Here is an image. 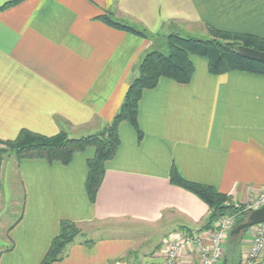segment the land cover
I'll list each match as a JSON object with an SVG mask.
<instances>
[{"label":"crops","instance_id":"obj_1","mask_svg":"<svg viewBox=\"0 0 264 264\" xmlns=\"http://www.w3.org/2000/svg\"><path fill=\"white\" fill-rule=\"evenodd\" d=\"M107 14L154 37L110 28L97 19ZM208 27L264 40V0H22L0 11V140L21 130L46 137L98 134L117 113L146 52L165 46L171 33L207 35ZM191 61L188 84L161 79L142 93L140 141L120 123V144L105 164L94 203L84 190L93 149L68 166L7 159L21 199L17 216L14 208L8 213L14 207L8 189L0 199V264H41L61 221L81 232L124 221L140 232L111 237L94 229L90 246L77 237L52 264H163L168 237L207 230L199 231L207 206L170 183L172 168L188 182L214 187L233 205L258 198L264 191V76H213L205 60ZM251 231L241 233V254ZM180 264L198 263L185 253ZM256 264H264V252Z\"/></svg>","mask_w":264,"mask_h":264},{"label":"trees","instance_id":"obj_2","mask_svg":"<svg viewBox=\"0 0 264 264\" xmlns=\"http://www.w3.org/2000/svg\"><path fill=\"white\" fill-rule=\"evenodd\" d=\"M22 0H12L0 6V11L18 4ZM106 26L137 37L150 40L154 36L143 28L118 21L110 14L97 18ZM208 39L182 36L171 33L165 37L166 53L150 50L145 53L137 66L136 76L129 81L122 103L110 123L95 135L70 138L65 132L46 137L28 130H21L12 140H0V159L9 156L18 164L24 160H41L51 165L58 163L68 166L74 156L93 149L92 158L86 161L87 177L84 190L91 203L95 202L96 193L102 183L105 164L111 161L119 147L118 126L126 122L140 141L142 133L137 123L138 102L145 90L154 89L161 79L177 84H188L194 74L192 57L203 59L207 63L210 75L217 76L227 72H245L264 76V64L246 59L237 53L238 47L251 48L264 53V40L254 36L229 33L208 27ZM169 181L196 196L208 208L206 223L199 231L209 229L219 218H234V227L241 224L247 212L242 207L236 208L230 198L219 193L214 187L188 182L173 168ZM247 231V230H246ZM244 231V232H246ZM243 232V233H244ZM77 237H83L77 225L70 221H61L57 236L50 242L48 251L41 264H52L65 257L66 248ZM242 234L227 236L223 264H237L240 260ZM90 246V240H84Z\"/></svg>","mask_w":264,"mask_h":264},{"label":"built area","instance_id":"obj_3","mask_svg":"<svg viewBox=\"0 0 264 264\" xmlns=\"http://www.w3.org/2000/svg\"><path fill=\"white\" fill-rule=\"evenodd\" d=\"M243 211L249 213L264 206V191L255 201L244 205ZM234 218L224 216L215 221L211 228L203 232H176L166 239L163 264H180V258L187 253L198 264H219L224 256V243L232 229ZM255 234L249 247L244 250L240 264H256L264 252V223L252 227Z\"/></svg>","mask_w":264,"mask_h":264},{"label":"rangeland","instance_id":"obj_4","mask_svg":"<svg viewBox=\"0 0 264 264\" xmlns=\"http://www.w3.org/2000/svg\"><path fill=\"white\" fill-rule=\"evenodd\" d=\"M192 37H195V38H198V39H203V40L209 38L208 34L207 35L206 34H195V35H192ZM154 49L158 50L160 52L166 53V47L164 45L162 47V46H160V44H158V45H156V48L154 47ZM10 158L11 157H9V156H4V157L1 158V159H3V163H2V167H1V171H0V199H2V197L6 193H8V190H9V195H10V198H12V200H13L14 207L10 206L8 213H10L11 209L14 208L15 209V213H12V214L17 216L19 211H20V206H18L19 205L18 203H19V201L21 199V191H20L19 185L16 183L17 182V179H16V173L17 172H16L15 168H12L11 165L12 164L14 165V163H11V161H9L10 162V173L8 175V171H7V168H6V161H7V159L11 160ZM8 176L9 177L11 176V177L7 181V177ZM0 201H2V200H0ZM17 201H18V203H17ZM13 217L14 216H10L8 219L9 220L14 219ZM233 226H234V223L232 225V228H233ZM94 229H96V231L102 230L104 232H102L101 234L106 235V236H111V237L112 236H117V235L119 237H127L128 233L131 232V231L140 232L139 231L140 229L137 226H134V224L130 223V222H124V221L123 222H117V223L116 222H107L105 224H96L95 223L94 225L90 226L88 230H84L82 232L83 240H89L92 237ZM250 229H252V231H251L252 233L251 234H252V238H253V236L255 234L254 233L255 230L253 228H250ZM149 232H151V230H149ZM146 233H148V230H147ZM153 234L154 233H150L149 235L153 236ZM133 236H135V235L133 234ZM136 239L137 240H141V237L137 236ZM226 244H227V240L224 243V256H223V259L221 260V262L219 264H223V261H224V258H225V247H226ZM241 256H242V254H241V251H240V260H239V262L237 264H240Z\"/></svg>","mask_w":264,"mask_h":264},{"label":"water","instance_id":"obj_5","mask_svg":"<svg viewBox=\"0 0 264 264\" xmlns=\"http://www.w3.org/2000/svg\"><path fill=\"white\" fill-rule=\"evenodd\" d=\"M237 53L246 59L264 64V53L255 49L238 47ZM262 223H264V206L249 212L245 220L231 230L230 235L238 236L244 231Z\"/></svg>","mask_w":264,"mask_h":264}]
</instances>
